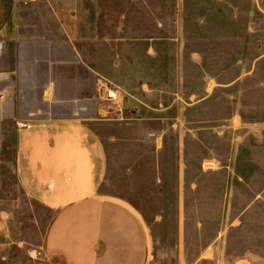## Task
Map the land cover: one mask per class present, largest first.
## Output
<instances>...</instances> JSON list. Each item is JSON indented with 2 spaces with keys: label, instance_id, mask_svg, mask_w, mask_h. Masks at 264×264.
<instances>
[{
  "label": "crops",
  "instance_id": "crops-1",
  "mask_svg": "<svg viewBox=\"0 0 264 264\" xmlns=\"http://www.w3.org/2000/svg\"><path fill=\"white\" fill-rule=\"evenodd\" d=\"M253 13L264 30V0H0L6 75L0 139L13 160L15 188L23 191L14 204L51 211L38 246L46 264L149 263L151 231L143 214L103 188L122 159L160 157L173 138L177 188H184L182 127L205 124L188 111L203 110L216 83L213 72L203 73L206 60L197 51L191 60L202 67L201 84L186 87L183 47L217 44L221 23L228 32L223 39L234 45L237 30L244 36L253 29ZM161 46L175 52L162 53ZM231 110L228 123L235 122ZM173 127L178 137H168ZM195 139L203 144V137ZM177 202L186 205L182 197ZM6 205L0 201V247L8 248Z\"/></svg>",
  "mask_w": 264,
  "mask_h": 264
},
{
  "label": "rangeland",
  "instance_id": "rangeland-1",
  "mask_svg": "<svg viewBox=\"0 0 264 264\" xmlns=\"http://www.w3.org/2000/svg\"><path fill=\"white\" fill-rule=\"evenodd\" d=\"M252 20L250 34L239 35L237 30L240 39L234 45L223 39L228 32L221 23L217 44L183 47L186 87L194 91L200 86L197 75L202 70L213 72L216 83L215 92L205 96L204 109L188 111L193 122L202 117L205 124L182 127L188 137L186 187L177 188L173 138L160 157L145 152L135 163L122 159L112 183L103 188L104 193L126 198L143 214L151 231L148 264H264V30L260 14L253 13ZM160 48L165 54L175 52V47ZM197 51L206 60L202 70L191 60ZM233 106L235 122L228 123ZM130 114L124 109V116ZM178 135L179 127H173L168 137ZM195 137H203V144ZM213 144L219 157L211 156ZM9 153L0 139V201L7 200L12 238L8 248L0 247V264H46L38 246L51 211L14 204L23 191L15 188ZM213 169L217 172L211 174ZM181 197L184 206L177 204ZM32 251H37L35 257Z\"/></svg>",
  "mask_w": 264,
  "mask_h": 264
},
{
  "label": "built area",
  "instance_id": "built-area-1",
  "mask_svg": "<svg viewBox=\"0 0 264 264\" xmlns=\"http://www.w3.org/2000/svg\"><path fill=\"white\" fill-rule=\"evenodd\" d=\"M2 48H3V44H2V41H0V53L2 51ZM5 78H6V75H4L3 73L0 72V79H5ZM3 97H4V94L2 92L0 94V99H2ZM109 98H115L114 94L110 93Z\"/></svg>",
  "mask_w": 264,
  "mask_h": 264
},
{
  "label": "bare ground",
  "instance_id": "bare-ground-1",
  "mask_svg": "<svg viewBox=\"0 0 264 264\" xmlns=\"http://www.w3.org/2000/svg\"><path fill=\"white\" fill-rule=\"evenodd\" d=\"M31 254H32V256L35 257V254H37V251H32Z\"/></svg>",
  "mask_w": 264,
  "mask_h": 264
}]
</instances>
